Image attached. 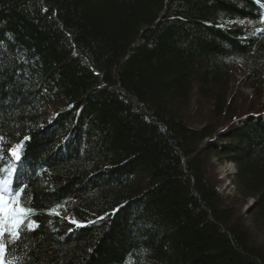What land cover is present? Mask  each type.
<instances>
[{"label":"trees","instance_id":"trees-1","mask_svg":"<svg viewBox=\"0 0 264 264\" xmlns=\"http://www.w3.org/2000/svg\"><path fill=\"white\" fill-rule=\"evenodd\" d=\"M263 15L264 0H0V180L26 186L35 222L6 259L264 264V110L227 95L232 64L264 95ZM195 99L214 104L201 127ZM211 155L235 164L249 221L222 205Z\"/></svg>","mask_w":264,"mask_h":264},{"label":"rangeland","instance_id":"rangeland-1","mask_svg":"<svg viewBox=\"0 0 264 264\" xmlns=\"http://www.w3.org/2000/svg\"><path fill=\"white\" fill-rule=\"evenodd\" d=\"M244 75V71L238 64L230 65L229 79H227L229 81L227 86V95L230 96V99H232L230 105L231 110L234 111V109H236L239 110L236 112H241L250 109L251 106L264 109V95H262L261 92L250 89L243 80ZM51 110V108H48L46 112L49 113ZM213 110L214 104L212 102L202 103L196 101V99L189 103V106L184 109L187 115L186 119L189 120L193 127H201L202 125L200 124H203L206 118H208L205 113L208 114L209 111ZM222 137L223 135L218 136V141H215L216 146L223 144ZM207 165V174L212 178L215 185V191L219 195L222 205L233 206L238 215L243 216L246 221H249L247 213L251 209V204L255 201V199L251 197L243 198L235 191V164L226 160L224 156L220 160L211 155V159H209ZM213 179H216L217 183H215ZM62 214L65 218H67L66 212H63ZM249 228L253 237L258 240L260 235L258 230L251 226H249Z\"/></svg>","mask_w":264,"mask_h":264},{"label":"snow or ice","instance_id":"snow-or-ice-1","mask_svg":"<svg viewBox=\"0 0 264 264\" xmlns=\"http://www.w3.org/2000/svg\"><path fill=\"white\" fill-rule=\"evenodd\" d=\"M28 139V137H24L23 141L9 149L8 155L18 162L21 159L20 152ZM25 191L26 186L16 185L14 180H0V264H15V261L6 259V253L9 244L15 243L21 238L22 226L26 220L28 221V230H34L31 224L35 222L30 219L33 209L22 204V196ZM49 212L52 213V210ZM54 214L58 215V213ZM73 223L77 222L73 221ZM6 238L8 243H5Z\"/></svg>","mask_w":264,"mask_h":264},{"label":"bare ground","instance_id":"bare-ground-1","mask_svg":"<svg viewBox=\"0 0 264 264\" xmlns=\"http://www.w3.org/2000/svg\"><path fill=\"white\" fill-rule=\"evenodd\" d=\"M235 173H236V171H235ZM234 179H235V175H234ZM214 182L217 183V182H216V179L214 180Z\"/></svg>","mask_w":264,"mask_h":264}]
</instances>
